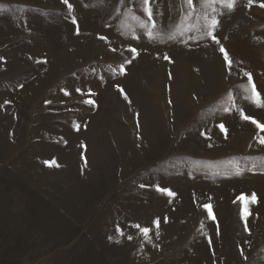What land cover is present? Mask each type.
<instances>
[{"label": "rangeland", "instance_id": "obj_1", "mask_svg": "<svg viewBox=\"0 0 264 264\" xmlns=\"http://www.w3.org/2000/svg\"><path fill=\"white\" fill-rule=\"evenodd\" d=\"M68 2L0 0V264H264V0Z\"/></svg>", "mask_w": 264, "mask_h": 264}, {"label": "snow or ice", "instance_id": "obj_2", "mask_svg": "<svg viewBox=\"0 0 264 264\" xmlns=\"http://www.w3.org/2000/svg\"><path fill=\"white\" fill-rule=\"evenodd\" d=\"M63 2H64L65 4H67L69 8L72 7L71 4H69L68 0H63ZM189 3H191V0H189ZM249 3H252V0H249ZM260 6H261V7H264V4H261ZM229 7H231V4H229ZM73 23H75V20H73ZM216 24H217V21L213 20V21H212V26L215 27ZM132 51H135V49H133ZM221 51H224L223 48L221 49ZM225 59H228L226 53H225ZM245 75H250V74L245 73ZM77 91H79V89H78ZM121 91H123V90L121 89ZM67 94H68V93H66V95H67ZM88 102H89V103H92V101H88ZM243 118L246 119V120H251V122H252L253 124H256L257 128H259L261 131H264V124H260V123H258L255 119H253V118H251V117H248V116H244ZM220 127L223 129L224 126L221 125ZM261 143H264V140H261ZM159 190H160V191H166V192L168 193V195H170V196H171V195H174V193H172L170 190H167V189H159ZM240 199H244V197H241ZM250 200H251V202H253V203L256 201V196H255V194H252V196L250 197ZM154 223H155L157 226H159V220L154 221ZM137 227H139V225H137ZM142 231L144 232L145 235H147L148 232H149V229H148V228H144V229H142Z\"/></svg>", "mask_w": 264, "mask_h": 264}]
</instances>
